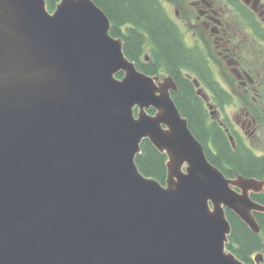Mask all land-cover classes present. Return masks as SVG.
<instances>
[{"label": "water", "instance_id": "95a60500", "mask_svg": "<svg viewBox=\"0 0 264 264\" xmlns=\"http://www.w3.org/2000/svg\"><path fill=\"white\" fill-rule=\"evenodd\" d=\"M110 28L92 0H0V264H244L224 207L256 231L253 181L208 162L173 78ZM144 139L164 185L136 166Z\"/></svg>", "mask_w": 264, "mask_h": 264}, {"label": "flooded vegetation", "instance_id": "af4514ba", "mask_svg": "<svg viewBox=\"0 0 264 264\" xmlns=\"http://www.w3.org/2000/svg\"><path fill=\"white\" fill-rule=\"evenodd\" d=\"M155 1L176 28L188 54L201 59L205 66L200 80L188 72L182 74L190 82L203 115L202 139L193 134L187 117L181 115L208 162L229 182L252 180L251 189H244L248 199L264 206V0ZM125 30L122 27L123 34ZM110 34L122 39L111 29ZM154 75L171 76L165 72ZM179 92L180 87L170 92L177 108ZM165 180L166 170L163 182H159L164 184ZM230 188L242 193L240 186L231 184ZM224 213L231 227L227 251L244 264H264V212L252 211L256 231L231 209L224 207ZM238 223L258 242L246 253H241L233 236Z\"/></svg>", "mask_w": 264, "mask_h": 264}, {"label": "trees", "instance_id": "16d2710c", "mask_svg": "<svg viewBox=\"0 0 264 264\" xmlns=\"http://www.w3.org/2000/svg\"><path fill=\"white\" fill-rule=\"evenodd\" d=\"M92 1L111 21V33L122 37L125 55L135 62L140 71L147 75L165 72L177 81L180 92L176 94L175 102L180 113L187 117L193 134L202 139L203 115L190 82L182 74L188 72L195 78L202 79L200 72L205 66L201 59H194L188 54L176 28L159 3L155 0ZM55 3L56 0H47L48 9L53 10ZM122 27H126L125 34L122 33ZM145 55L148 56V61L144 60ZM222 147L227 148L224 143ZM164 161L165 156L147 140L141 143V153L136 156L135 163L144 176L163 182L166 170ZM233 236L241 246V253H246L258 245L257 239L240 223L234 226Z\"/></svg>", "mask_w": 264, "mask_h": 264}]
</instances>
